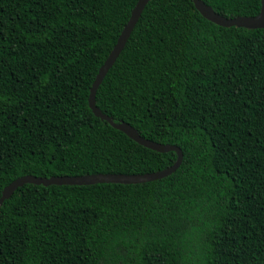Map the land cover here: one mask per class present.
<instances>
[{
    "label": "trees",
    "instance_id": "trees-1",
    "mask_svg": "<svg viewBox=\"0 0 264 264\" xmlns=\"http://www.w3.org/2000/svg\"><path fill=\"white\" fill-rule=\"evenodd\" d=\"M139 0H0V197L23 176L139 175L144 148L88 106ZM225 18L260 0H201ZM95 106L180 166L141 184H24L0 205V264H264V29L149 0Z\"/></svg>",
    "mask_w": 264,
    "mask_h": 264
},
{
    "label": "water",
    "instance_id": "water-1",
    "mask_svg": "<svg viewBox=\"0 0 264 264\" xmlns=\"http://www.w3.org/2000/svg\"><path fill=\"white\" fill-rule=\"evenodd\" d=\"M149 0H139L135 7L133 8L128 22L121 31L115 46L113 47L111 53L104 61L103 65L99 68L98 73L91 85L89 96H88V106L92 111L93 115L100 120L106 121L112 128L117 131L122 132L129 139L137 143L138 145L156 151L158 153H166L172 151L176 154L175 162L168 168L161 171L139 174V175H123V174H91L84 176H59L50 178H36L32 176L20 177L9 185L4 187L0 197V205L3 201L8 200L13 192L22 187L24 184L42 185L47 187L49 185H70V186H85L94 184H141L147 183L155 180L162 179L164 177L172 174L182 162V152L176 146H166L162 144L155 143L150 140H146L138 135L135 129L126 123H114L110 117L101 113V111L95 106V93L105 77L108 70L112 67L116 61L118 55L122 51L127 39L129 38L132 30L134 29L138 19L144 9V6ZM196 10L201 14L206 20L220 26V27H237L245 29H264V0H260L261 8L257 15L253 17H235V18H225L215 13L211 7L204 4L201 0H192Z\"/></svg>",
    "mask_w": 264,
    "mask_h": 264
}]
</instances>
